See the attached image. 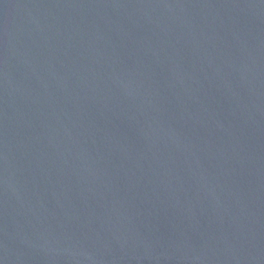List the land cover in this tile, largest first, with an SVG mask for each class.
<instances>
[{"label":"water","instance_id":"1","mask_svg":"<svg viewBox=\"0 0 264 264\" xmlns=\"http://www.w3.org/2000/svg\"><path fill=\"white\" fill-rule=\"evenodd\" d=\"M0 264H264V0H0Z\"/></svg>","mask_w":264,"mask_h":264}]
</instances>
